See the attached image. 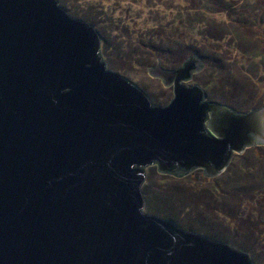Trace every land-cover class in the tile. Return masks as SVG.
<instances>
[{
  "label": "water",
  "instance_id": "95a60500",
  "mask_svg": "<svg viewBox=\"0 0 264 264\" xmlns=\"http://www.w3.org/2000/svg\"><path fill=\"white\" fill-rule=\"evenodd\" d=\"M202 70L198 55L150 68L173 89L155 105L57 0H0V264H253L145 213L148 167L212 179L264 146V106L207 101L184 84Z\"/></svg>",
  "mask_w": 264,
  "mask_h": 264
},
{
  "label": "rangeland",
  "instance_id": "374dc122",
  "mask_svg": "<svg viewBox=\"0 0 264 264\" xmlns=\"http://www.w3.org/2000/svg\"><path fill=\"white\" fill-rule=\"evenodd\" d=\"M57 1L69 16L97 28L107 69L144 90L153 104L167 105L173 89L149 69L175 70L198 55L205 70L185 85L201 86L207 101L237 112L264 106V0ZM149 177L146 214L163 219L150 205L171 207L177 214L169 221L234 249L239 244L253 264H264V146L235 154L216 178L199 169L182 178L162 175L157 166L146 169Z\"/></svg>",
  "mask_w": 264,
  "mask_h": 264
},
{
  "label": "trees",
  "instance_id": "16d2710c",
  "mask_svg": "<svg viewBox=\"0 0 264 264\" xmlns=\"http://www.w3.org/2000/svg\"><path fill=\"white\" fill-rule=\"evenodd\" d=\"M104 50H105V42L102 44V52H104ZM202 86H205V83H202L201 84ZM154 103H156V104H159L158 102H155V101H153ZM259 147H262V146H259ZM253 148H255V147H253ZM251 149V148H250ZM150 188H151V179H150V177L147 179V181H146V183H145V185H144V187H143V193H144V195H145V197H146V201L148 202V199H149V203H150V195H149V190H150ZM149 197V198H148ZM155 202L157 203V201H154V203L153 204H155ZM148 204V203H147ZM161 204V203H160ZM160 204H155V206L154 207H152L150 204V207H152V208H150L149 207V209H148V211L149 212H151L152 214H156L157 216H160V217H162L163 219H165V220H172V218H175V216H176V214H177V212L173 209V208H171V207H164L163 205H160ZM176 221V220H175ZM179 223L177 222V224L176 225H178ZM181 229H183V230H185V231H188V232H192V233H195V234H198V235H202V236H205V237H208V238H210V239H212V240H214V241H216L215 240V238H213L212 236H208V235H203V234H200V233H198V232H196V231H201L200 229H196V228H194V227H191V226H189L188 224H179L178 225ZM213 236H215V235H213ZM222 243V242H221ZM236 249V248H235ZM238 250H240V251H243V252H247V250H246V248L245 247H242L241 245H239L238 244V248H237Z\"/></svg>",
  "mask_w": 264,
  "mask_h": 264
}]
</instances>
